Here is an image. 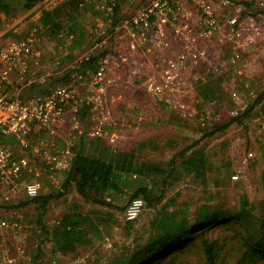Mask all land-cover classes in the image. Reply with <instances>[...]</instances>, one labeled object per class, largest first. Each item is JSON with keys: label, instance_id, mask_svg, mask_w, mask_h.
Listing matches in <instances>:
<instances>
[{"label": "rangeland", "instance_id": "1", "mask_svg": "<svg viewBox=\"0 0 264 264\" xmlns=\"http://www.w3.org/2000/svg\"><path fill=\"white\" fill-rule=\"evenodd\" d=\"M76 1L42 0L30 11L14 4L9 14L0 15V54L13 41L35 40L33 53L16 62L25 67V77L19 80L13 72L11 84L1 85L0 94L28 99L71 85L74 100L54 138L58 147L68 149L71 158L80 151L114 166L119 153H131L137 162L156 167L140 179L133 176L130 187L101 196L117 208L86 201L73 186L48 204L42 217L47 229L65 214L83 217L80 227L90 240L83 254L61 252L41 234L34 203L0 207V220L20 224L17 229L0 228V264H135L149 255L144 247L149 240L180 221L193 222L210 210L238 212L244 199L259 215L264 201V96L252 102L264 91V0H167L171 11L166 24L152 19L145 38H134V49L129 33L137 29L126 21L155 0ZM47 11L54 15L43 17ZM182 25L191 29L189 37L175 33ZM99 51L106 52L101 58L107 69L101 82L93 84L81 65ZM81 105H86L83 117ZM249 108L240 123L202 137ZM98 116L105 118L103 135L93 136ZM44 137L35 135L32 143ZM195 141L183 159H173ZM94 147L99 154L88 153ZM194 149L207 154L213 169L200 178L184 161ZM170 160L176 171L159 199ZM33 165L41 175L40 194L56 193L65 173L39 161ZM139 186L146 187L150 201H143L140 213L128 220L121 207ZM5 192L0 188L1 204L26 200L20 184L9 201L3 198ZM223 222L192 233L183 252L171 261L166 257L163 264H209L204 239L214 242L212 264H251L241 256L253 242L252 226H240L235 219Z\"/></svg>", "mask_w": 264, "mask_h": 264}, {"label": "trees", "instance_id": "2", "mask_svg": "<svg viewBox=\"0 0 264 264\" xmlns=\"http://www.w3.org/2000/svg\"><path fill=\"white\" fill-rule=\"evenodd\" d=\"M71 1L74 2V4L77 2L76 0ZM14 4H20L22 9L30 11L36 10L40 7L42 0H0V14H9L12 11ZM119 7L120 4L113 7L111 18H114L117 15ZM53 15V12L47 11L44 12L43 17ZM113 20L115 21V18ZM50 25L54 26V23L51 22ZM71 29L72 28L70 27L68 30L69 34H71ZM105 53V51H99L91 54L88 60L83 61L81 65L82 70L86 67L94 70L97 66L98 60L103 57ZM60 79L62 78H58L57 80ZM49 92L50 90H48V93ZM263 96L264 91L261 92L252 102V106L258 103ZM85 108L86 105L80 106V113L82 117L84 116ZM250 110L251 108L243 111L239 116H235L223 124L214 126L207 132H204L202 137L211 136L219 131H222L232 123H240L241 118L248 115ZM196 144L197 141H195L192 146H187L181 149L173 159L178 157L179 159L182 158L185 151L195 147ZM209 160L205 152L196 151L194 149L191 155L184 161L196 177L200 178L201 175H204L209 169H212L209 168ZM175 165V161L170 160L165 168L164 176L160 181L159 199L163 195V189L170 185V180L173 178V173L176 171ZM154 167H156V165L153 163L148 164L144 162H137L131 153H119L117 156V164L114 166L113 164L105 162L101 159L85 156L81 154L80 151H75L73 157L71 158L70 166L65 172L61 187L56 193L40 194L33 199L22 200L17 204L0 203V207H18L27 203H34L37 210L35 225L39 227L41 234L46 239L51 241V243L61 252L83 254L87 251L90 244L89 238L80 227L83 217L78 213L65 214L58 221L56 226L51 229H47L42 223V217L46 213L48 204L53 199H58L63 196L70 189V187L74 185L76 192L84 200L117 208L118 206L109 203L101 196L108 190L116 193L119 192L121 188L130 187V180L133 176L140 179ZM135 198H142L143 201L149 203L150 198L148 197L146 187L139 186L135 188L129 200L132 201ZM129 200L127 202L128 204ZM128 204L122 206L121 208L125 210ZM259 209V215L254 214V207L249 205L247 199H244L241 209L238 212L231 213L222 212L220 210H210L203 216H197L193 222L184 220L175 223L169 231L165 232L161 236L152 238L147 244H145L144 247L147 249V253H149V255L146 260L135 264H163L166 257L169 261L174 260V255L178 254L177 252H183L184 246L187 243L186 241L191 239L192 233L195 232L196 235L200 234V232L204 233V231H206V229L210 226L215 225L216 223H221L222 221H224L223 223H226V220L228 219H235V222H239L240 226H244V224L252 226L253 242L248 247L247 251L242 254L241 260L251 264L257 262L264 264V201L260 203ZM253 221H255V223H253ZM198 230L201 231L198 232ZM202 243V249L207 257V261L209 264H212L214 242L207 243L204 239ZM166 253H169L168 256H166ZM39 254L40 249L38 248L37 253L35 254V259ZM32 264H35V262Z\"/></svg>", "mask_w": 264, "mask_h": 264}, {"label": "built area", "instance_id": "3", "mask_svg": "<svg viewBox=\"0 0 264 264\" xmlns=\"http://www.w3.org/2000/svg\"><path fill=\"white\" fill-rule=\"evenodd\" d=\"M167 0H155L144 10L128 19L126 24L136 27L131 31L129 47L134 49L135 39L145 38L146 31L151 26V20L158 21L160 25L166 24L170 12ZM209 13V11H207ZM210 24L214 21L209 20ZM180 36H188L191 29L182 25L174 29ZM135 38V39H134ZM35 40L28 37L11 42L0 54V86L11 84V74L17 73L18 79L25 77V67L16 66L22 57L33 53ZM185 54L180 56L184 62ZM89 56L85 57L88 60ZM104 58L98 60L97 67L92 70L86 67L82 70L85 77L91 78L93 84H98L104 77L106 66ZM174 63V68H178ZM75 76L78 74L75 72ZM75 89L71 85L51 89L49 93L32 98H19L0 94V188L6 189L3 198L9 201L14 187L20 184L26 199H33L40 195L42 184L40 173L34 169V163L39 161L49 170L66 172L70 166L71 157L68 149L58 147L54 138L60 134L64 123L66 110L74 100ZM95 124L90 131L93 136H102L105 118L96 117ZM35 135H44L32 143ZM110 140H114L113 137ZM34 171V172H31ZM31 172V173H30ZM30 173V175H28ZM28 175V177H27ZM3 191V190H1ZM142 198L133 199L126 208V218L134 219L141 211ZM20 224L16 221L0 220V228L17 229Z\"/></svg>", "mask_w": 264, "mask_h": 264}, {"label": "crops", "instance_id": "4", "mask_svg": "<svg viewBox=\"0 0 264 264\" xmlns=\"http://www.w3.org/2000/svg\"><path fill=\"white\" fill-rule=\"evenodd\" d=\"M0 15H3V14H0ZM1 17V16H0ZM64 126V125H63ZM62 133V132H61ZM64 141H67V139L64 137ZM98 145V144H97ZM96 148L94 147L93 148V150L92 149H87L88 150V153H90V154H99V153H97L96 152V150H95ZM65 173V172H64ZM63 181V180H62ZM73 187H74V185H72ZM71 188V187H70ZM74 189H75V187H74ZM76 191V190H75ZM77 193V192H76ZM78 194V193H77ZM79 195V194H78Z\"/></svg>", "mask_w": 264, "mask_h": 264}]
</instances>
